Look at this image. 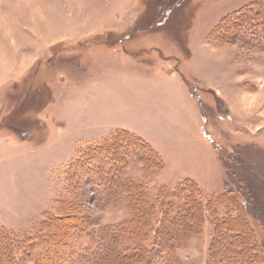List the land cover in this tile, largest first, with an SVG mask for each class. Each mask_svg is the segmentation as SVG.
Here are the masks:
<instances>
[{
	"label": "rangeland",
	"instance_id": "1",
	"mask_svg": "<svg viewBox=\"0 0 264 264\" xmlns=\"http://www.w3.org/2000/svg\"><path fill=\"white\" fill-rule=\"evenodd\" d=\"M162 1L159 8L158 0H0V229L9 242L33 238L47 214L63 215L76 202L87 218L79 228L95 229L101 244L115 240L112 253L98 241L87 251L76 233L73 252L51 240L42 258L0 244L9 257L0 264H65L48 255L54 247L74 264H111L115 249L127 253L137 243L127 236L135 185L152 202L187 178L211 196L237 185L256 192L243 168L227 162L237 150L264 158V49L211 40L224 17L255 0ZM120 128L143 137L161 160L155 167L93 159L120 174L112 190L94 189L76 170L79 154ZM248 216L263 240L259 200ZM210 239L205 220L174 264H206Z\"/></svg>",
	"mask_w": 264,
	"mask_h": 264
},
{
	"label": "trees",
	"instance_id": "2",
	"mask_svg": "<svg viewBox=\"0 0 264 264\" xmlns=\"http://www.w3.org/2000/svg\"><path fill=\"white\" fill-rule=\"evenodd\" d=\"M171 1L173 5L176 0H168L170 4ZM156 4L159 8L164 7L162 0H158ZM156 4L151 7H155ZM153 18L154 16L150 19L152 22ZM211 40L217 42L242 41L264 49V0H255L245 8L224 17L211 32ZM189 87L192 91L194 86ZM232 148L235 147L232 146ZM242 151L237 150L227 164L228 167L236 164L238 166L236 168H243L248 184L256 189L255 193L249 190L245 192L242 185H237L235 188H229L223 193L211 196L206 193L201 184L187 178L178 183L176 188L160 193L156 202H152L141 184L135 185L133 190L136 191V195L133 197L132 205L136 218L131 221V233L127 236L129 241L136 239L137 243L131 246L127 253L115 249L114 253L118 259L115 260L113 256L114 261L112 260L111 264H174V255L179 246L186 242L193 231L195 233L200 230L205 220H209L211 225L209 257L206 264H264V239L261 240L258 236L248 216L249 207L254 200H259L264 211V169L260 166L264 158L259 161L247 159ZM93 159H105V162L111 165L120 160L128 164L129 159H137L145 164L154 161V166L157 167L161 156L143 137L123 128L111 132L100 146L81 150L76 170H80L81 174L86 171L89 175V185L94 189L95 186L97 188L104 186V191H108L119 182L118 167L113 165L107 169L106 173L104 167L90 162ZM97 183H100V186ZM123 183L125 185L133 182L126 178ZM75 204L76 202L69 206L66 203L67 212L63 215L47 214L39 234L30 239L26 238L22 241L14 239L13 242H9L7 235L3 233L6 230L0 229L2 249L4 247L5 251L9 252L19 250L22 256L31 252L37 255L39 250L42 258L47 253L45 243L54 240L57 244H61L62 241L69 242L67 248L69 253L74 251L73 249L78 245L77 242L84 244L89 251V248L96 244L94 242L101 241L103 238H99L95 229L84 231L79 228L81 221L87 218L79 215V209ZM157 214L161 217L159 222L154 219ZM76 233H79L82 240L77 242L72 240L73 236L77 235ZM134 233L136 236L133 235ZM111 237L112 235L108 239L105 238L104 244L98 241V248L102 246L104 254L112 253L110 247L115 240H110ZM40 246L42 248H39ZM54 248L48 252V255L55 254L57 262L66 260L65 264H68L70 258L66 256L67 254L64 256L63 251L60 250L61 247ZM92 257L96 259L94 255ZM7 258L9 257L5 256L1 250L0 263L9 261ZM74 262L73 259L69 264H74Z\"/></svg>",
	"mask_w": 264,
	"mask_h": 264
},
{
	"label": "crops",
	"instance_id": "3",
	"mask_svg": "<svg viewBox=\"0 0 264 264\" xmlns=\"http://www.w3.org/2000/svg\"><path fill=\"white\" fill-rule=\"evenodd\" d=\"M230 88H232V87H230ZM229 88V89H230ZM216 89V92H219L220 93V96L221 97H223V98H225L226 99V101L229 103V102H232L229 98H231V97H229V96H227L228 94H225V92H224V95L221 93V89H219V88H215ZM227 97H228V99H227ZM233 97H235L234 99H233V101H236L237 100V93L235 92V95L233 96ZM194 100V99H193ZM192 100V101H193ZM195 101V100H194ZM193 101V102H194ZM193 102H190V105H195ZM196 103V102H195ZM234 103V102H233ZM233 111V110H232ZM234 113V115H235V111L233 112ZM235 116H237V114L235 115ZM195 117H196V115H195ZM196 119V118H195Z\"/></svg>",
	"mask_w": 264,
	"mask_h": 264
}]
</instances>
